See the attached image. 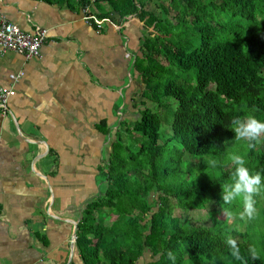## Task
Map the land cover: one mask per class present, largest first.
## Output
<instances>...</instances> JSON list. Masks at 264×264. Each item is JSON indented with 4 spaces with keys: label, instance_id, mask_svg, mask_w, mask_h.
Returning a JSON list of instances; mask_svg holds the SVG:
<instances>
[{
    "label": "trees",
    "instance_id": "trees-1",
    "mask_svg": "<svg viewBox=\"0 0 264 264\" xmlns=\"http://www.w3.org/2000/svg\"><path fill=\"white\" fill-rule=\"evenodd\" d=\"M46 1L98 9L102 2L107 9L99 17L138 16L152 27L134 62L142 84L139 116L120 122V129L136 137L130 144L121 138L125 132L117 133L99 168L103 188L77 224L75 246L85 264H135L146 250L151 264H264V207L245 221L244 231L237 226L243 222L237 215L242 206L231 209L232 223L220 210L221 186L233 182L231 155L243 156L250 172L258 164L264 174V137L248 149V142L236 140L230 130L234 117L264 120V0H170L156 3L158 12L139 0ZM175 70L191 73L193 83L180 82ZM162 122L171 130L167 140L178 145L171 156L165 155L167 141H159ZM182 157L186 174L173 183L171 169ZM198 165L208 168L189 177ZM210 197L208 210L221 224H194L174 214L176 206L191 208L187 203L202 209ZM229 235L237 240L242 260L231 256ZM250 246L258 259L251 258Z\"/></svg>",
    "mask_w": 264,
    "mask_h": 264
},
{
    "label": "crops",
    "instance_id": "crops-1",
    "mask_svg": "<svg viewBox=\"0 0 264 264\" xmlns=\"http://www.w3.org/2000/svg\"><path fill=\"white\" fill-rule=\"evenodd\" d=\"M0 10L47 31L38 56L0 50V88L14 90L0 108V264H85L73 226L100 193L120 122L139 116L134 62L152 27L116 14L99 29L66 2L0 0ZM153 260L146 250L135 264Z\"/></svg>",
    "mask_w": 264,
    "mask_h": 264
},
{
    "label": "clouds",
    "instance_id": "clouds-1",
    "mask_svg": "<svg viewBox=\"0 0 264 264\" xmlns=\"http://www.w3.org/2000/svg\"><path fill=\"white\" fill-rule=\"evenodd\" d=\"M230 130L235 133L236 140L247 141L248 149L255 148L264 137V120L255 116H247L243 120L240 117H234L231 121ZM235 165L233 173V182L222 185L221 196L224 205L231 206L239 201L242 204V211L239 212L240 220H252L257 215L256 195L264 191V177L257 172L252 174L246 167V160L241 155H231L229 157ZM211 166H216V161H211ZM222 213L226 218H232L231 207L222 208ZM226 244L229 247L231 256L236 260H242L241 250L236 239L229 235L226 238ZM249 253L252 259H258L259 253L255 246L249 247ZM169 259H174L172 252L168 253Z\"/></svg>",
    "mask_w": 264,
    "mask_h": 264
},
{
    "label": "rangeland",
    "instance_id": "rangeland-1",
    "mask_svg": "<svg viewBox=\"0 0 264 264\" xmlns=\"http://www.w3.org/2000/svg\"><path fill=\"white\" fill-rule=\"evenodd\" d=\"M136 1H138V0H136ZM139 1H141V3L144 4L145 8L147 7L148 9L155 10L156 12L161 11V9L158 8L155 5L156 3H165V4H169L170 3V0H139ZM162 13L163 12H161V14ZM171 13H175V12L173 10H171ZM163 15L164 14H162L160 16V18H165V17H162ZM175 31L176 30H174V32ZM143 32H144V37L143 38H145L146 36H148L149 33L147 32V30H144ZM160 42H161V40H160ZM175 73L176 74L179 73L178 80L180 82H184V80H187L188 82L191 81V83H193V81L189 79V75L191 73H189V72L188 73L187 72H182V71L180 72L178 70H175ZM183 77H184V79H183ZM160 108L161 107H159L158 109L160 110L161 113L163 111H165V113H166V108L165 107H162V109H160ZM137 115H138V111H137ZM132 121H133V119L131 120V122ZM165 127L166 126H164V124L162 122V127H161V130H160V136H159L160 140L159 141H160V143L163 142V141H165V140L167 141V148H165V155L166 156H171L174 153H176V148L178 147V145L175 142H170V141L167 140L168 135L171 134V130H170V132H167ZM169 128H170V126H169ZM167 130L169 131L168 127H167ZM119 132H120V134H123V132H125V134H123L124 137L122 136L121 138H123L122 140L125 139V141L127 143H130V144H132V141H133L132 138L136 137L135 136L136 134L134 132L132 134L130 132H128V134H126V130L124 131V129H122V127H121V129H120ZM129 147L131 148V151L132 152L136 149V147L133 146V145H130ZM174 158L177 159L178 157L174 155ZM193 161H197V160L196 159H193ZM186 165H187V161L183 157L181 158V160L179 162H175L174 163V166L172 167L173 170L171 169V174L173 176V180H172L173 183H176L175 181L179 182L180 179L186 174V169H187L186 168ZM253 167L254 168H253V170L251 172L252 174H256L257 172H259L258 164L255 163L253 165ZM207 168H208L207 166H199L198 165L197 166V169L198 170L197 169H194L191 173H189L188 176L191 177V178H194L196 176V174H197L198 171H206ZM259 173L262 175V177H264V174H262L261 172H259ZM98 181L100 182L101 179L98 178ZM102 188H103V184L101 185V189ZM220 195H221V192H220ZM256 197L258 199L257 206H256V208L258 210L257 212H260V211H262V208L264 207V191H262L260 194L256 195ZM256 197H255V199H256ZM220 198H222V196H220ZM185 202H187V201H184V203ZM213 202H214V198H211L210 197V198L206 199L205 200V207L202 208V209L195 208V207L192 206V204L187 203V204H189L191 206V208L186 209L187 211H184L185 209L182 210L181 208H179V207L176 206L175 207L174 214L177 215V216L180 215V216H182L184 218L185 217L186 218H189V219H191V222H193L194 224H206V225H210L211 222L213 224H215V225L216 224H221V220H217L215 216H211V215H213V212H210L208 210ZM239 205L242 206V204L239 201H237V202H234L233 205H231L233 207H231V206H229V207H231V209L233 210V209H235L236 206H239ZM226 206H228V205H224L223 204V201H221V209L222 208H225ZM216 216H219V218L222 219V217L219 215V213H216ZM233 220H234V217L227 218L228 223H232ZM245 221L246 220H243V222L237 223V226H238L239 230L244 231V229L246 227V222ZM253 222H255V223L258 222L259 223V219H256ZM256 227H258V225H256Z\"/></svg>",
    "mask_w": 264,
    "mask_h": 264
},
{
    "label": "built area",
    "instance_id": "built-area-1",
    "mask_svg": "<svg viewBox=\"0 0 264 264\" xmlns=\"http://www.w3.org/2000/svg\"><path fill=\"white\" fill-rule=\"evenodd\" d=\"M89 4L82 6L84 12V19L93 24L96 28H101L106 22L113 23L110 17H99L96 13L90 11ZM46 29L35 26L33 32H25L17 25L8 21L0 10V50L14 51L24 55L25 57H34L40 54L41 46L46 39ZM12 79L17 76L10 75ZM14 94L13 89L0 88V108L7 109V101L10 96ZM73 238H71V243Z\"/></svg>",
    "mask_w": 264,
    "mask_h": 264
},
{
    "label": "water",
    "instance_id": "water-1",
    "mask_svg": "<svg viewBox=\"0 0 264 264\" xmlns=\"http://www.w3.org/2000/svg\"><path fill=\"white\" fill-rule=\"evenodd\" d=\"M80 221V219H77L76 223H74V226H73V231H72V238H73V241L71 243L72 246H74V243H75V239H76V231H77V224L78 222Z\"/></svg>",
    "mask_w": 264,
    "mask_h": 264
}]
</instances>
